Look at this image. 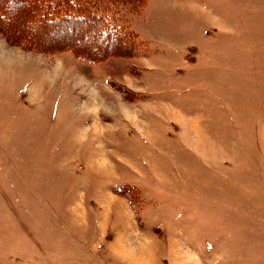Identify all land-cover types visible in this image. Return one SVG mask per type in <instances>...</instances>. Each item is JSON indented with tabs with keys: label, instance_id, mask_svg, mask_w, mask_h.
<instances>
[{
	"label": "rangeland",
	"instance_id": "1",
	"mask_svg": "<svg viewBox=\"0 0 264 264\" xmlns=\"http://www.w3.org/2000/svg\"><path fill=\"white\" fill-rule=\"evenodd\" d=\"M123 20L98 62L63 49L90 22L0 33V264H264V0Z\"/></svg>",
	"mask_w": 264,
	"mask_h": 264
},
{
	"label": "trees",
	"instance_id": "2",
	"mask_svg": "<svg viewBox=\"0 0 264 264\" xmlns=\"http://www.w3.org/2000/svg\"><path fill=\"white\" fill-rule=\"evenodd\" d=\"M10 1L12 3L8 6L11 8V15L8 16L5 12L2 15L0 33L14 44L28 48H46L43 45L45 37L62 36L64 32L67 33L72 28L79 30L81 24L90 22L88 30L92 32L88 39L82 40L80 37L77 43L66 45L63 49L91 62L104 60L131 48L136 52V43L130 36V29L126 27L123 18L133 15L145 0ZM3 18L7 20L5 23L2 22ZM30 21L35 24L33 28L25 24Z\"/></svg>",
	"mask_w": 264,
	"mask_h": 264
}]
</instances>
